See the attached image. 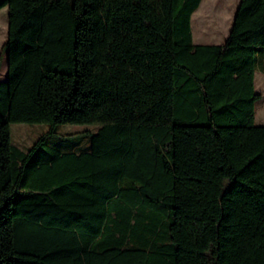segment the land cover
Returning <instances> with one entry per match:
<instances>
[{"label": "trees", "instance_id": "trees-1", "mask_svg": "<svg viewBox=\"0 0 264 264\" xmlns=\"http://www.w3.org/2000/svg\"><path fill=\"white\" fill-rule=\"evenodd\" d=\"M201 2L0 0V264H264V0L223 44ZM11 124L99 130L25 152Z\"/></svg>", "mask_w": 264, "mask_h": 264}, {"label": "rangeland", "instance_id": "rangeland-1", "mask_svg": "<svg viewBox=\"0 0 264 264\" xmlns=\"http://www.w3.org/2000/svg\"><path fill=\"white\" fill-rule=\"evenodd\" d=\"M241 0H202L191 20L193 40L195 44H222L229 35L233 19ZM8 8L0 11V79L7 78V57L4 46L7 39ZM2 57V58H1ZM256 92L261 99L256 104V124L264 126V74L258 71L255 77ZM48 125L11 124V142L27 152L36 146V150L53 148L62 153H83L90 148L92 134L99 130L98 126L63 125L54 128L53 135ZM45 136L44 142L39 143Z\"/></svg>", "mask_w": 264, "mask_h": 264}, {"label": "crops", "instance_id": "crops-1", "mask_svg": "<svg viewBox=\"0 0 264 264\" xmlns=\"http://www.w3.org/2000/svg\"><path fill=\"white\" fill-rule=\"evenodd\" d=\"M225 42V41H224ZM223 44V43H222Z\"/></svg>", "mask_w": 264, "mask_h": 264}]
</instances>
